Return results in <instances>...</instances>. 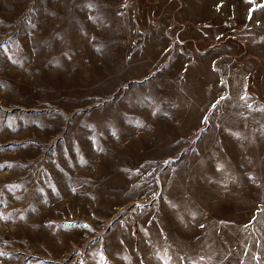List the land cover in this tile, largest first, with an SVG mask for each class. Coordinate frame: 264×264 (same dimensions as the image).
I'll use <instances>...</instances> for the list:
<instances>
[{
  "label": "rangeland",
  "instance_id": "1",
  "mask_svg": "<svg viewBox=\"0 0 264 264\" xmlns=\"http://www.w3.org/2000/svg\"><path fill=\"white\" fill-rule=\"evenodd\" d=\"M0 264H264V0H0Z\"/></svg>",
  "mask_w": 264,
  "mask_h": 264
}]
</instances>
